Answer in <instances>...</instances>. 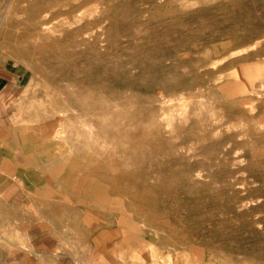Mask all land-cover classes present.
<instances>
[{"label":"rangeland","instance_id":"rangeland-1","mask_svg":"<svg viewBox=\"0 0 264 264\" xmlns=\"http://www.w3.org/2000/svg\"><path fill=\"white\" fill-rule=\"evenodd\" d=\"M0 72L19 92L3 123L51 124L61 249L264 264V0H0Z\"/></svg>","mask_w":264,"mask_h":264},{"label":"crops","instance_id":"crops-1","mask_svg":"<svg viewBox=\"0 0 264 264\" xmlns=\"http://www.w3.org/2000/svg\"><path fill=\"white\" fill-rule=\"evenodd\" d=\"M255 69L253 64H244L243 69L238 67V73L245 84ZM13 81L10 75L0 72L2 100L11 101L19 95L13 88ZM5 120L6 117L0 114V225L9 226L3 232L0 231V264H13V258L16 264H61V257L69 258L66 261L69 264L89 263L90 259L84 258L91 257L94 252L90 245L85 250H64L59 247L60 240L64 239L61 233L65 230L69 233L67 239L76 241L74 225L73 229L66 223L70 214L66 215L65 209L60 208L66 202H54L41 196L47 192L51 197L52 187L48 179L59 175L55 170H44L39 163L41 156L51 151V124H34L23 129L12 126L11 114L8 116V124L3 123ZM16 196L20 200H16ZM14 240H23L25 247L13 244ZM97 241L94 240L96 245L93 247L103 256L105 244L102 239L100 244ZM140 253L146 256V251ZM75 257H83L84 260L76 261Z\"/></svg>","mask_w":264,"mask_h":264},{"label":"bare ground","instance_id":"bare-ground-1","mask_svg":"<svg viewBox=\"0 0 264 264\" xmlns=\"http://www.w3.org/2000/svg\"><path fill=\"white\" fill-rule=\"evenodd\" d=\"M72 9V7H69L65 10V12H70ZM3 14V13H2ZM59 14H61V10H55V11H50L48 13H45L44 17L41 19L40 23L42 25V27H47V28H50V22H51V19L53 18H56V16H58ZM124 210V209H123ZM146 212V211H145ZM128 223V222H127ZM90 225V224H89ZM88 225V226H89ZM96 235V234H95ZM93 237V236H92ZM97 237V236H95Z\"/></svg>","mask_w":264,"mask_h":264}]
</instances>
